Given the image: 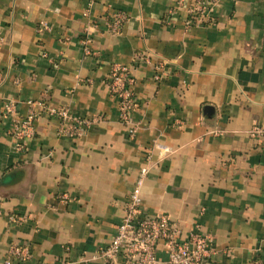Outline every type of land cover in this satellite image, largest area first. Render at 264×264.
I'll use <instances>...</instances> for the list:
<instances>
[{"label": "crops", "instance_id": "crops-1", "mask_svg": "<svg viewBox=\"0 0 264 264\" xmlns=\"http://www.w3.org/2000/svg\"><path fill=\"white\" fill-rule=\"evenodd\" d=\"M174 7L0 0V264L15 245L31 257L12 264H109L99 253L157 142L176 152L152 156L144 211L170 216L184 237L196 227L212 235L218 264H264V137L249 135L264 125V0H217L211 19L189 28ZM117 12L126 22L114 34L107 18ZM114 64L135 77L134 137L109 89ZM30 101L98 121L69 138L40 114L17 152L5 104L25 115Z\"/></svg>", "mask_w": 264, "mask_h": 264}, {"label": "built area", "instance_id": "built-area-1", "mask_svg": "<svg viewBox=\"0 0 264 264\" xmlns=\"http://www.w3.org/2000/svg\"><path fill=\"white\" fill-rule=\"evenodd\" d=\"M216 3L217 0H196L189 6L187 0H175V7L171 12L184 11L187 28L193 25L202 26L211 19ZM125 22L126 16L121 12L107 18V25L114 34L121 31ZM89 43V40L85 41L86 46ZM85 53L93 55L88 47H85ZM161 70L162 67H158L157 71ZM163 76V73L157 74L155 79L160 81ZM108 85L111 94L119 102L120 122L128 127L131 137L136 136L139 129L133 113L138 101L134 91L135 77L132 67L114 64L108 76ZM28 104L31 108L25 115L17 112L15 103L5 104L4 114L12 117L9 135L17 152L24 151L28 142L35 138V122L40 114L57 120L58 134L69 138L82 137L90 125L98 121L75 116L68 108L32 101ZM249 135L252 138L264 137V125L252 128ZM175 152L169 146L154 143L148 162L139 170L133 190L125 203L124 218L117 233L110 244L100 251L99 258L109 264H159V255L163 253L167 259L166 264H218L219 252L212 235L205 234L196 227L184 237L179 225L170 216L163 213L149 215L144 211L143 192L153 168L152 156L157 153L162 161ZM30 257L28 248L15 245L9 249L6 264H12L14 260L23 263Z\"/></svg>", "mask_w": 264, "mask_h": 264}]
</instances>
